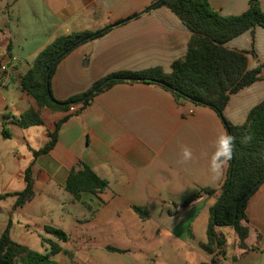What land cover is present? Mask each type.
I'll list each match as a JSON object with an SVG mask.
<instances>
[{
	"label": "crops",
	"instance_id": "obj_1",
	"mask_svg": "<svg viewBox=\"0 0 264 264\" xmlns=\"http://www.w3.org/2000/svg\"><path fill=\"white\" fill-rule=\"evenodd\" d=\"M31 1V28L41 43L27 51L24 59L13 54L12 19L0 10V65L7 67L0 72V234L9 225L11 240L32 251L39 245L46 252L45 239L64 251L39 264H264V182L246 202V248L239 247L232 226H213L221 245L214 242L210 251L204 248L211 210L218 202L216 193L228 169L227 145L221 140L214 146L227 133L212 109L176 101L156 84L120 82L94 95L77 113L80 104L66 112L43 108L39 109L40 125L21 128L15 123L28 108L38 109L20 90L19 77L56 38L111 27L57 63L50 89L57 101H65L114 73L152 68L169 73L171 64L186 53L191 32L184 24L165 7L145 12L155 0H76L73 12L55 20L50 17L48 28L43 29L33 9L40 7L38 0ZM257 1L264 12V0ZM248 2L208 0L221 16L242 14ZM16 32L17 41H22L18 25ZM224 46L246 52L248 70L264 65L262 27L245 31ZM262 101L264 78L230 95L223 117L241 125ZM65 117L54 146L34 156ZM181 145L193 149V159L186 165L177 163ZM81 165L107 186L99 193L82 192L79 199H73L65 184L70 171ZM218 166L222 174L212 179ZM27 168L33 194L14 207L17 196L13 194L24 190ZM203 189L215 193L201 194L181 206ZM132 207L143 208L146 218L141 219ZM46 226L60 229L68 240L61 242L46 234Z\"/></svg>",
	"mask_w": 264,
	"mask_h": 264
},
{
	"label": "trees",
	"instance_id": "obj_2",
	"mask_svg": "<svg viewBox=\"0 0 264 264\" xmlns=\"http://www.w3.org/2000/svg\"><path fill=\"white\" fill-rule=\"evenodd\" d=\"M159 7L169 9L191 32L184 57L171 64L169 73H164L160 68L135 73H114L95 82L83 94L57 101L50 89V79L57 63L78 45L103 36L111 27L95 33L80 32L60 36L45 46L35 56L31 67L20 75V90L36 102L38 109L28 108L15 123L21 128L40 125L42 119L39 109L43 108L66 112L72 105L80 104L77 113L94 95L120 82L156 84L169 91L176 101L182 98L195 106L212 109L221 119L227 137H231V145L230 154L227 146L225 156L228 162L226 179L216 193L217 198L221 199L211 210L207 228L208 244L204 248L210 251V245L214 242L217 246L221 245L213 226H232L239 247L244 249L249 234L245 215L246 202L264 182V101L249 111L241 125L227 122L223 117V110L230 95L264 78V65L259 64L248 70L246 52L229 50L224 45L245 31L253 32L256 27L264 28V12L257 0H249L247 9L237 16L219 15L211 9L208 0H155L145 12ZM83 98L85 99L80 102ZM67 117L56 123L54 131L49 135V143L42 150L33 152L34 156L45 154L54 146L60 123ZM24 179V190L13 194L17 196L14 207L23 205L32 197L29 168L25 170ZM106 186L107 183L97 177L88 166L81 165V168L70 171L65 190L73 199H79L82 192L96 194ZM214 193L210 189H203L192 194L181 206H187L201 194ZM132 209L141 219L146 218L143 208ZM44 231L58 241L68 240L60 229L46 226ZM43 242L48 246L46 252L41 254L32 251L11 240L7 225L0 234V264H39L64 252L56 242L46 239ZM108 249L116 250L111 247Z\"/></svg>",
	"mask_w": 264,
	"mask_h": 264
},
{
	"label": "rangeland",
	"instance_id": "obj_3",
	"mask_svg": "<svg viewBox=\"0 0 264 264\" xmlns=\"http://www.w3.org/2000/svg\"><path fill=\"white\" fill-rule=\"evenodd\" d=\"M0 0V10L4 12V14H10V18L12 20L9 21V27L11 30V39L13 38V54H20V58L24 59L27 51H32L39 43L37 42L36 34L32 31V1L31 0ZM69 3L66 5V3ZM76 0H38L39 8H33L34 13H36L37 19L43 29H47V22L51 21L49 18L51 17L53 20L59 19L71 12L76 7ZM16 17L19 18L17 21ZM19 26L22 29V33L24 39L22 41H17L16 37V26ZM38 38V37H37ZM23 49V52L21 50ZM20 59V60H21ZM31 62V59L28 60ZM45 124L48 125V121H45ZM5 217L3 218V222ZM58 224H62L63 226H67L65 221H61L57 219ZM3 227L2 219H0V228ZM74 233V232H73ZM45 235V234H44ZM47 236V235H46ZM49 237V236H48ZM46 248V245H42ZM35 252L42 253L43 249L38 245Z\"/></svg>",
	"mask_w": 264,
	"mask_h": 264
},
{
	"label": "clouds",
	"instance_id": "obj_4",
	"mask_svg": "<svg viewBox=\"0 0 264 264\" xmlns=\"http://www.w3.org/2000/svg\"><path fill=\"white\" fill-rule=\"evenodd\" d=\"M221 140L225 145L229 147V154H230L231 137H222V138L218 137L217 141L214 142V146H218ZM192 159H193V149L188 145H181L178 153L177 163L180 165H186L189 162H191ZM221 174H222L221 168L218 166L213 170L212 179H219Z\"/></svg>",
	"mask_w": 264,
	"mask_h": 264
},
{
	"label": "built area",
	"instance_id": "obj_5",
	"mask_svg": "<svg viewBox=\"0 0 264 264\" xmlns=\"http://www.w3.org/2000/svg\"><path fill=\"white\" fill-rule=\"evenodd\" d=\"M7 67L4 64L0 65V72H5ZM72 110V108H70ZM190 113V112H189Z\"/></svg>",
	"mask_w": 264,
	"mask_h": 264
},
{
	"label": "water",
	"instance_id": "obj_6",
	"mask_svg": "<svg viewBox=\"0 0 264 264\" xmlns=\"http://www.w3.org/2000/svg\"><path fill=\"white\" fill-rule=\"evenodd\" d=\"M52 66H53V65H52ZM84 99H85V98L81 99L80 102H82ZM182 101H183V99L180 98V99H179V102H182ZM222 196H223V195H222ZM220 199H221V197L218 199V201H219ZM232 225H233V224H232Z\"/></svg>",
	"mask_w": 264,
	"mask_h": 264
}]
</instances>
